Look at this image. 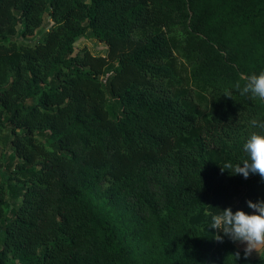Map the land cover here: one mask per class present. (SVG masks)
<instances>
[{
	"label": "trees",
	"instance_id": "trees-1",
	"mask_svg": "<svg viewBox=\"0 0 264 264\" xmlns=\"http://www.w3.org/2000/svg\"><path fill=\"white\" fill-rule=\"evenodd\" d=\"M261 71L264 0H0V264H264L209 227L264 200L221 170L264 134L234 88Z\"/></svg>",
	"mask_w": 264,
	"mask_h": 264
},
{
	"label": "clouds",
	"instance_id": "clouds-1",
	"mask_svg": "<svg viewBox=\"0 0 264 264\" xmlns=\"http://www.w3.org/2000/svg\"><path fill=\"white\" fill-rule=\"evenodd\" d=\"M242 79L243 86L236 83L235 90L241 96L264 102V71L258 75L253 73L242 76ZM224 97L232 98V91L226 89ZM249 127L264 131V121L253 118L249 121ZM243 150L248 154V159H245L242 164L225 163L224 168H221L222 172L228 169L231 175H242L245 179L250 174H258L264 180V134L252 132L243 144ZM246 204L255 214H247L242 210L233 213L229 207L213 214L209 226L216 230L214 239L217 242L223 243L224 237H227L233 243L245 245L243 249L245 259L249 258L253 252L257 255L264 254V200L255 203L249 200ZM233 257L235 261L239 260L240 252L237 251Z\"/></svg>",
	"mask_w": 264,
	"mask_h": 264
},
{
	"label": "rangeland",
	"instance_id": "rangeland-1",
	"mask_svg": "<svg viewBox=\"0 0 264 264\" xmlns=\"http://www.w3.org/2000/svg\"><path fill=\"white\" fill-rule=\"evenodd\" d=\"M45 18L47 19H45L42 27L39 28V30L33 36H27L25 38H22L20 35L21 26L18 27V33H17V36H15L16 39H18L17 41L25 42V43L28 42L30 44H35L41 41L43 39V36L46 34V32L51 27V21L49 20L48 16L46 15ZM85 49L89 50L91 54L95 56L107 57L108 55V46L105 43H102L96 38H94L91 32H88L86 36L79 38L76 43L77 53ZM178 57H179L178 63H179L180 77L184 80L186 87L190 88L193 91L194 99L196 103L198 104V106L200 107V109H202L203 111H206L207 109H209V106H210L209 97L206 94L201 93L200 91H198L197 88L191 85L190 74H191L192 68L190 67L187 61H185L183 58L180 57V55H178ZM102 79H103V82H105L106 76H103ZM237 246L240 250H243L245 247V245H242L239 243L237 244ZM251 257L263 258L264 254L257 255L255 252H253Z\"/></svg>",
	"mask_w": 264,
	"mask_h": 264
}]
</instances>
